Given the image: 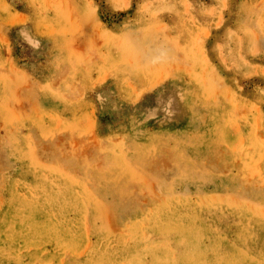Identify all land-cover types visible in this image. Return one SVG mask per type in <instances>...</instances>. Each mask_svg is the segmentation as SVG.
I'll use <instances>...</instances> for the list:
<instances>
[{"label":"rangeland","instance_id":"374dc122","mask_svg":"<svg viewBox=\"0 0 264 264\" xmlns=\"http://www.w3.org/2000/svg\"><path fill=\"white\" fill-rule=\"evenodd\" d=\"M263 207L264 0H0V264H264Z\"/></svg>","mask_w":264,"mask_h":264},{"label":"bare ground","instance_id":"6f19581e","mask_svg":"<svg viewBox=\"0 0 264 264\" xmlns=\"http://www.w3.org/2000/svg\"><path fill=\"white\" fill-rule=\"evenodd\" d=\"M130 176H131V175H130ZM115 182H116V180L114 181V183H115ZM118 182H119V179H118ZM118 182H117V183H118ZM42 188H43V187H42ZM42 188H41V189H42ZM59 190H60V189H59ZM263 208H264V207H263ZM96 212H98V211L95 210V213H96ZM263 213H264V212H263ZM101 215H102V214H101ZM29 248H30V247H29Z\"/></svg>","mask_w":264,"mask_h":264}]
</instances>
